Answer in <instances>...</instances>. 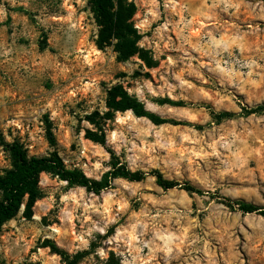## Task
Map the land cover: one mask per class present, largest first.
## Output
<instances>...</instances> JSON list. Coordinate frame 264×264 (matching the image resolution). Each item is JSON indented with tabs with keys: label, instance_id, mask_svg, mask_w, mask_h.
<instances>
[{
	"label": "clouds",
	"instance_id": "9594fccd",
	"mask_svg": "<svg viewBox=\"0 0 264 264\" xmlns=\"http://www.w3.org/2000/svg\"><path fill=\"white\" fill-rule=\"evenodd\" d=\"M121 6L0 0V264H264V0Z\"/></svg>",
	"mask_w": 264,
	"mask_h": 264
},
{
	"label": "trees",
	"instance_id": "16d2710c",
	"mask_svg": "<svg viewBox=\"0 0 264 264\" xmlns=\"http://www.w3.org/2000/svg\"><path fill=\"white\" fill-rule=\"evenodd\" d=\"M94 4V10L97 12V15H102L104 17L103 22H105V31L113 28L116 29L118 33L119 29L123 27V6H121L119 21H117L116 24H113L110 13L105 10L106 6L108 5V0H94ZM17 159L19 160V157H17ZM57 163L59 162L57 161ZM41 165L50 167V165H48L46 161L33 160L31 165L18 163V172L9 173V179L7 181H0V188H3L5 190V197H10L12 201L7 208H3V206L0 205V215H13L15 212V208L18 207L20 197L23 195L24 191L32 190L33 199L38 195V193L34 191L35 181H30L29 177L33 175ZM30 204L31 201L29 202V205Z\"/></svg>",
	"mask_w": 264,
	"mask_h": 264
}]
</instances>
